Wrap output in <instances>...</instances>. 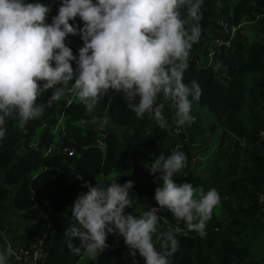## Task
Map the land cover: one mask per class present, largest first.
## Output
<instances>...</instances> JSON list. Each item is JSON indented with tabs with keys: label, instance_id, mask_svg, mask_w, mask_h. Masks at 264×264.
I'll list each match as a JSON object with an SVG mask.
<instances>
[{
	"label": "trees",
	"instance_id": "trees-1",
	"mask_svg": "<svg viewBox=\"0 0 264 264\" xmlns=\"http://www.w3.org/2000/svg\"><path fill=\"white\" fill-rule=\"evenodd\" d=\"M42 2L51 8L50 23L58 14L60 0ZM179 11L182 19L187 18L185 8ZM201 12V38L192 47L189 67L183 75L185 84L191 86L195 81L201 90L199 99L192 101L195 120L188 124L187 133L190 138L219 143L214 156H224L227 166L216 169L213 154L202 162H191L190 150L185 144L186 166L174 180L179 184L192 183L205 193L215 188L218 193L225 192L230 197L229 205L222 213L213 217L212 212L203 237L187 229L176 234L179 247L170 260L171 264H264V258L258 260L257 251L251 249L246 240L250 227L248 221L262 228L264 221L258 216L264 219V213L256 202L247 205L243 201L242 206H238L239 200H244L248 194L255 197V192L264 185V149L258 155L244 154L250 163L248 168H239L233 162L242 152L240 141L247 145L253 142L264 145L257 135L264 126V0H203ZM244 21L255 22L253 37L246 32L247 27L240 25ZM76 23L83 27L78 17ZM192 23L189 21V25ZM220 23L228 28L236 27L232 38ZM216 39L229 41V45L215 46ZM66 43L74 55H78L83 46L79 35H69ZM72 66L75 70L74 61ZM50 95L46 91L37 98V104L45 105V111L24 128L19 126L18 117H10L6 121V137L0 141V213L5 212L9 204L17 210H26L42 200L49 202L56 212L70 208L61 221L53 222V236L45 245L48 256L42 264H77L84 255H74L67 248L65 232L75 223L71 211L75 199L88 191L83 187L84 183L107 185L115 179L123 185L132 181V193L143 199L152 197L162 182L148 169L160 154H170L171 129H161L146 115L137 118L125 103L124 95H113L112 91L91 114L86 112L81 102L57 108V104L63 101H55L48 106ZM56 108L64 109L66 119L63 127L68 134L57 152L44 155L53 143ZM105 116H109L108 148L100 152L94 147L96 132L93 125L98 123L92 121L94 118L103 120ZM233 136L239 140L232 139ZM29 144L33 146L29 147ZM23 145L26 151L17 157L18 147ZM67 148L73 153L70 154ZM103 175L107 178L99 179ZM13 191L15 193L9 199ZM132 193V203L126 211L134 214ZM150 204L148 200L142 208L148 211ZM44 226L45 220L41 219L30 227L24 244L33 242ZM165 226L160 222L159 231L172 229ZM74 243L79 245L78 240ZM106 244L107 247L91 261L92 264H144L139 253L131 254L132 250L118 232L109 233ZM258 251L264 252V245H260Z\"/></svg>",
	"mask_w": 264,
	"mask_h": 264
},
{
	"label": "clouds",
	"instance_id": "clouds-1",
	"mask_svg": "<svg viewBox=\"0 0 264 264\" xmlns=\"http://www.w3.org/2000/svg\"><path fill=\"white\" fill-rule=\"evenodd\" d=\"M202 5L203 0H60L58 14L49 23L51 8L42 0H0V141L6 137L8 118L18 117L24 128L45 111L37 98L53 90L47 101L51 106L62 99L70 82L89 114L114 91L130 101L128 108L137 118L150 113L161 129L169 127L161 97L174 109L177 128L194 122L192 101L199 99L201 90L195 81L185 84L183 75L192 47L201 38ZM181 8L186 9L185 19ZM69 35L83 41L78 55L66 43ZM107 119L94 118L92 123L103 125ZM186 162L182 151L160 154L151 162L149 173L162 182L155 190L159 208L150 207L138 216L126 211L132 203V181L85 182L88 191L78 195L71 209L75 223L65 232L67 248L94 260L107 247V235L115 231L144 264H171L180 230L159 231L161 219L168 221L157 212L171 211L188 232L203 237L220 204L215 188L205 193L192 183L175 182ZM12 255L10 245L0 249V264H8Z\"/></svg>",
	"mask_w": 264,
	"mask_h": 264
},
{
	"label": "crops",
	"instance_id": "crops-1",
	"mask_svg": "<svg viewBox=\"0 0 264 264\" xmlns=\"http://www.w3.org/2000/svg\"><path fill=\"white\" fill-rule=\"evenodd\" d=\"M73 44H76L75 42H73ZM75 71V70H74ZM71 83L72 82H70V85L69 86H71ZM50 93H52V91L53 90H51V89H49L48 90ZM112 94L113 95H115L116 94V92H114V91H112ZM117 94H122V93H117ZM123 95V94H122ZM60 101H63L62 103H58L57 104V108L58 107H62V108H65L66 106H68V105H71L72 103H79L80 101L78 100V98L76 97V94H75V92L74 93H72V95L71 94H68V93H65V95L62 97V99L60 100ZM125 103H127V105H128V102L125 100ZM57 108H56V112H57V119H56V124H55V126L53 127V129H52V133H53V135H54V139H53V143H52V145L47 149V150H45L44 151V155H47V154H49V153H55V152H57V150H58V148H59V145H60V143H61V141H62V139H65V137L67 136V134H68V132L66 131V129L63 127V122H64V119H66V116H65V113H64V109H59V110H57ZM193 109L194 108H192V111H193ZM105 117H107L108 119H107V123L106 124H100V123H98V124H94L93 125V129L95 130V132H96V135H95V138H94V147L98 150V151H100V152H105L106 150H107V148H108V144H107V141H108V134H109V131H108V127H109V116H105ZM104 117V118H105ZM46 125V123H43V126L44 127H46L45 126ZM104 131L105 133H106V147L104 148V149H101V148H99L96 144H95V140L97 139V136H98V134H99V132L100 131ZM232 139H234V140H239V139H237V138H235L234 136L232 137ZM262 140V139H261ZM264 141V140H263ZM241 142V149H242V152L239 154V159L237 160V161H233V162H235V163H237V166L239 167V168H248V167H250L249 165H250V163H248L247 161H246V159H245V157H244V154L246 153V155L247 156H253V155H258V154H261L262 153V150L264 149V145L262 144V143H251V144H249V145H247L245 142H242V141H240ZM33 145H31V144H29V147H32ZM19 148H21L22 149V151L20 152V153H18L17 152V157L18 156H20L21 154H23L26 150V148H25V146L23 145V146H19L18 147V149ZM244 149V150H243ZM70 154H72L73 153V151L72 150H70V149H66ZM264 152V151H263ZM224 158V156H220V157H218L217 155H215L214 156V163H215V168L217 169V168H222V169H224V168H226V160L225 159H223ZM229 170H230V168H229ZM206 172H208V171H206ZM206 172H203V174L204 173H206ZM2 173H3V171H2ZM99 176H101V175H99ZM101 178H107V176L106 175H103L102 177H100L99 179H101ZM177 184H179L178 182H177ZM264 186V185H263ZM14 193H15V191H13V192H11V194H10V196H9V199H10V197H12V195H14ZM256 193V192H255ZM219 195H220V204L218 205V206H216L214 209H213V217H216L217 215H219L220 213H222V211L224 210V208H225V206H226V208H227V206L229 205V202H228V200H229V197L230 196H228V194L227 193H225V192H219ZM132 198H133V200H134V203H135V206H134V211H135V213H134V215H140V214H142L143 212H145L146 211V209L145 208H142L143 207V205H146V203L148 202V200H149V202L150 203H152L153 201L154 202H156V200H155V194L152 196V197H147V199H143V197L142 196H138L137 194H135V193H132ZM243 201H246L247 202V205H250L251 203H253V202H256L255 201V197H254V195L252 196V195H250V194H248L247 195V197L244 199V200H239L238 201V206L240 207V206H242V202ZM257 203V202H256ZM49 204V202H47V201H44V200H42V201H39V202H37L33 207H31L29 210H27V211H23L22 212V214H21V220H20V222L21 221H23L24 222V224H23V226L21 227V232L18 234V235H16V232L15 231H12V224H13V222H15V223H17V221H16V219H15V217H14V215L16 214V213H20V212H18V210L17 209H15L14 207H12V208H14L15 210H13V212H12V218H10L9 220H7L6 222L8 223V225H4L5 227H6V229H7V232H6V240L5 239H3V238H1L0 237V249H5V243L8 241V242H14V240L16 241V242H18V243H25L26 244V242H27V238H26V235H27V232H28V230H29V226L30 225H32L36 220H38V219H40L41 218V216L42 215H40V212H41V209L43 208L44 209V207L46 206V205H48ZM50 205V204H49ZM152 206V204H150V207ZM236 206L237 205H234L233 207L234 208H236ZM259 206V205H258ZM9 207H11V205L9 206ZM149 207V208H150ZM260 208V207H259ZM262 213H264V211L260 208L259 209ZM33 211V212H32ZM69 211H70V208H67V209H64V210H62V211H60V212H57L58 213V216H57V221L58 220H62L68 213H69ZM166 214H172L171 213V211H168V210H166V209H164L163 210ZM30 212V213H29ZM17 215V214H16ZM4 217V216H3ZM3 217H2V213H0V220H2L3 219ZM262 221H264V219L262 218V216L261 215H259L258 216ZM245 221H247V219H245ZM3 222L5 223V221L3 220ZM249 222V226H251V221H248ZM262 228H264V227H262ZM5 229V230H6ZM22 241V242H21ZM15 246H17V245H15ZM250 246V245H249ZM251 247V246H250ZM251 249H253L252 247H251ZM254 250V249H253ZM48 256V255H47ZM47 258V257H46ZM85 259V260H84ZM86 259H88V263L87 264H92V260L93 259H89L88 257H86V256H84V257H82L78 262H81V263H83L82 261L84 260V262L86 261ZM45 261V260H44ZM43 261V262H44ZM42 262V263H43ZM77 262V263H78ZM41 263V264H42ZM8 264H15V262H14V260H13V258H12V256L10 257V259H9V262H8ZM215 264H219L218 262H216Z\"/></svg>",
	"mask_w": 264,
	"mask_h": 264
},
{
	"label": "built area",
	"instance_id": "built-area-1",
	"mask_svg": "<svg viewBox=\"0 0 264 264\" xmlns=\"http://www.w3.org/2000/svg\"><path fill=\"white\" fill-rule=\"evenodd\" d=\"M235 30H236V27L228 28L227 26H224V31L229 34V38L233 37ZM223 43L227 46L229 45V41L223 42L220 39L215 40V46H219ZM212 54L213 52L210 53V55ZM66 93L71 94V95L72 93H74V91L71 89V86H69L68 90H66ZM127 102H130V101H127ZM161 102L164 103V114L169 121V127L166 129H169V128L171 129L169 132V143H168L169 153L171 154L173 151H182L185 153L184 145L187 144L190 150V155H191L190 161L193 163L202 162L209 155L213 154L214 156V154L217 151L219 143L214 144V143H209L208 141L204 139H197L195 137L190 138L187 133L188 124L180 128H177V126L172 121V118L174 115V109L170 106V102H165L163 97H161ZM145 115L148 118L152 119L154 123H157L152 114L146 113ZM257 135H258V138L264 140V126L259 129ZM95 144L101 149H104L106 147V133L103 130L99 132L97 139L95 140ZM255 201L257 202L259 207L264 211V186H262L259 191H256ZM151 204H152L151 207L159 208V205L157 202L153 201ZM48 210L53 211L55 215L58 214L56 211L52 209H48ZM157 215L162 216V218L164 217L167 219L168 223H165L166 224L165 227L168 229L169 228L179 229L180 231L187 229L184 222L177 221L174 218L173 214H166L162 210V211H158ZM160 222H163V219H161ZM42 230L43 231L39 232L36 239L28 245L21 244V245L15 246V245H12L8 241L5 243L6 248L10 245L13 249L12 256L14 258L15 264H41L46 259L48 255V251L45 245L51 240L53 233H54L52 222L48 225L45 224ZM0 237L6 240V230L4 228V225L1 223H0ZM236 264H240V263H236Z\"/></svg>",
	"mask_w": 264,
	"mask_h": 264
},
{
	"label": "rangeland",
	"instance_id": "rangeland-1",
	"mask_svg": "<svg viewBox=\"0 0 264 264\" xmlns=\"http://www.w3.org/2000/svg\"><path fill=\"white\" fill-rule=\"evenodd\" d=\"M221 21V20H220ZM221 24V26L223 27V29H224V24H222V23H220ZM240 25L241 26H243V27H247V30H246V32L247 33H249V35L251 36V37H253L254 36V25H255V22L254 21H252V22H249V21H244V22H242V23H240ZM192 108H194V106L192 105ZM197 108V107H196ZM196 114V113H195ZM22 151V149L21 148H19L18 149V153H20ZM9 206H10V204H9ZM7 207V209H6V211L5 212H3L2 213V217H3V219L2 220H0V223L1 224H3V225H8V223L6 222L7 220H9L10 218H12V212H13V210H15L14 208H12V207ZM30 209V208H29ZM29 209H26V210H19L18 209V212H20V213H16L15 215H14V217H15V219H16V221H17V223H15V222H13V224H12V231H15L16 232V235H18L20 232H21V227L23 226V224H24V222L23 221H21L20 222V220H21V214H22V212L23 211H27V210H29ZM48 209H51V207H50V205L48 204V205H46L45 207H44V209L42 208L41 209V212H40V215H42L41 216V218L40 219H38V220H36L32 225H30L29 227H32L33 225H35V224H37V223H39V221L41 220V219H44L45 218V224H50L51 222H52V226H53V222H57V216H58V214L57 215H55V213L53 212V211H49ZM33 212V211H32ZM30 213V212H29ZM3 220L5 221V223L3 222ZM43 224H40V226H42ZM4 228L6 229V227L4 226ZM39 231H43L42 230V228H40L39 229ZM248 231V235H247V237H246V240H247V242H248V244L254 249V250H256L257 251V255H256V258L258 259V260H262L263 258H264V252H262V251H258V249H259V246L260 245H264V228H258V227H255V226H253V224L249 227V229L247 230ZM6 232H7V229H6ZM22 242V241H21ZM12 245H21V244H24V243H18V242H16L15 240H14V242H10ZM5 249H6V247H5ZM253 255H255L254 253H253ZM12 258H13V256H12ZM13 260H14V258H13ZM85 260V259H84ZM84 260L82 261L83 263H81V262H78L77 264H87L88 263V259H86V261L84 262Z\"/></svg>",
	"mask_w": 264,
	"mask_h": 264
}]
</instances>
